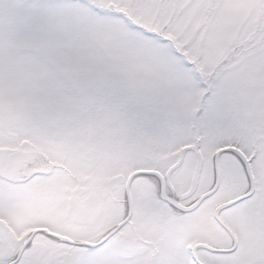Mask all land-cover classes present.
Returning a JSON list of instances; mask_svg holds the SVG:
<instances>
[{"label": "snow or ice", "instance_id": "snow-or-ice-1", "mask_svg": "<svg viewBox=\"0 0 264 264\" xmlns=\"http://www.w3.org/2000/svg\"><path fill=\"white\" fill-rule=\"evenodd\" d=\"M0 264H264V0H0Z\"/></svg>", "mask_w": 264, "mask_h": 264}]
</instances>
